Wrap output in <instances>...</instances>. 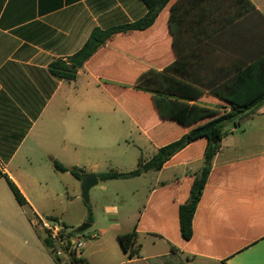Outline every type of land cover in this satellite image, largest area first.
<instances>
[{"label": "crops", "instance_id": "0c3cea01", "mask_svg": "<svg viewBox=\"0 0 264 264\" xmlns=\"http://www.w3.org/2000/svg\"><path fill=\"white\" fill-rule=\"evenodd\" d=\"M251 1L255 5L254 12L241 20L243 28L252 30L247 34L248 43L243 49L226 43L208 47L205 54L211 65L230 66L237 59L264 53V0ZM173 3L162 12L158 29L119 36L106 45L104 51L117 53L145 68L162 70L175 59L172 37L159 28L160 22L166 26ZM148 12L149 7L143 0H0V264H12L18 259V246L2 238L3 228L28 236L32 243L30 250L40 264H58L44 243L47 233L38 223L44 218H55L67 224L63 219L46 214L44 207L31 199L23 184L55 181L61 173L54 169L55 160L69 168L78 167L79 163L68 162L70 145L81 144L85 138L82 98L86 87L98 84L105 89V83L130 86L132 81L128 83L117 75L102 77L88 64L79 70L76 81L69 82L54 76L50 64L77 53L95 28L109 29L133 23ZM138 40L139 44L131 45ZM129 49L131 54L136 52L147 59L134 58ZM165 55L170 57L165 58ZM201 104L206 105L203 101ZM258 112L264 116V105ZM140 130L154 145L155 155L158 146L147 132ZM232 131L235 132L236 127ZM224 140L212 161L195 212L192 239L183 242L180 238V248L172 252L168 240L153 235L157 239L153 247H158L159 242L167 241V244L162 251H145L144 245L139 243V235L140 255L130 258L123 251L128 260L122 264H195L198 258L217 264H264V146H223ZM204 167L205 160L201 156L154 171L157 184L148 188L143 208L155 193L168 189L160 205L177 221L178 209L187 201L194 178ZM5 175L20 188L31 212L17 203ZM93 225L94 221L91 227ZM112 226L115 236L130 232L118 223ZM106 232L101 229L99 236L103 237ZM87 247L85 244L83 249ZM81 251L79 257L97 264L91 255ZM61 259L62 264H72L71 258Z\"/></svg>", "mask_w": 264, "mask_h": 264}, {"label": "trees", "instance_id": "16d2710c", "mask_svg": "<svg viewBox=\"0 0 264 264\" xmlns=\"http://www.w3.org/2000/svg\"><path fill=\"white\" fill-rule=\"evenodd\" d=\"M143 1L149 7V12L143 18L109 29L95 28L77 53L67 60H55L49 66L54 76L69 82L76 81L79 70L88 64L93 70L97 69L102 77L117 75L119 79H127L128 83L132 80L130 86L105 83L104 88L105 90H108V87L122 88L125 90L124 96L129 94L132 96V98L129 96L131 102L133 99L143 101L148 108V111L142 110L136 115L133 113V106L123 107L139 128L147 132L158 146L157 153L149 160L140 158L138 167L133 171L98 173L99 181L133 179L149 171H160L179 161L204 157L205 167L200 175L194 178L187 201L178 209L177 221L160 205L164 192H168L167 189L152 196L150 203L143 208L139 223L132 231L117 234V241L130 258L140 255L138 238L140 233L144 232L142 227L146 220L164 223V227L172 223L179 229L183 242L192 239L195 212L212 161L225 137V124L232 122L235 127L240 126L241 121L251 111L264 105V53L248 55L232 62L230 66L221 67L211 65L209 56L205 54L208 47L222 46L225 43L240 46L241 49L245 47L244 44L248 43L247 34H251L252 30L243 28L241 20L255 10L251 0ZM171 2L174 3L170 6L167 24L165 26L160 22L159 28L172 37L171 46L175 58L172 63L162 70L145 68L117 53L104 51L105 46L119 36L125 37L154 27L158 29L157 22ZM134 43L139 44L140 40L131 42V45H136ZM119 47L124 49L123 45ZM99 52L101 54L97 56ZM131 55L137 59H147L136 52ZM153 57L150 56V59ZM169 57L165 55V58ZM150 61L154 64L153 60ZM109 93L112 96L113 93L110 91ZM201 101L206 105H202ZM170 122L183 127L180 137L168 139ZM198 144L201 146H195ZM53 166L57 172H70L79 181L86 174L85 170L79 167L69 168L56 160ZM4 177L17 203L31 212L29 202L17 184L7 175ZM167 196L173 199L171 194ZM93 221L90 208L87 222ZM64 226L69 228L67 225ZM145 231L159 237L165 236L172 244V252L180 248V239L177 242L169 234L163 232L164 235H160L150 228ZM36 232L40 235L38 229ZM76 233L77 229L74 230V234ZM44 243L50 248L51 242L47 237ZM52 254L55 261L62 264V259L56 257L53 252ZM71 262L91 264L86 258L78 257L76 254H73Z\"/></svg>", "mask_w": 264, "mask_h": 264}, {"label": "rangeland", "instance_id": "374dc122", "mask_svg": "<svg viewBox=\"0 0 264 264\" xmlns=\"http://www.w3.org/2000/svg\"><path fill=\"white\" fill-rule=\"evenodd\" d=\"M107 89H103L98 84L84 89L82 129L85 138L84 142H80L81 144L70 145L68 163H79L77 164L79 168L90 171L94 169V173L130 172L138 167L140 158L149 160L153 157L154 145L137 128L134 119L123 107L133 106V113L136 115L142 110L148 111V108L143 101L133 99L134 101L131 102L132 96L130 94L124 96L125 90L122 88ZM109 91L114 95L110 96ZM258 111L259 109L251 111L241 121L240 126L236 127L235 132L232 131L235 125L227 122L224 126L223 146H264V116H260ZM169 124L168 139L180 137L183 127L173 122ZM55 178V181L29 182L23 185L31 199H36L44 207L46 214L64 220L69 226L67 228L69 232H74L84 223H88L91 208L94 225L83 233H76L84 244H88L86 250L83 249L81 252L86 251L97 264L126 262L128 259L124 257L112 224L118 223L122 229L131 231L139 223L143 206L147 201L148 188L157 184V173L152 171L138 178L99 182L90 190L89 203L82 198L81 181L72 174L59 173ZM162 227L164 223L158 221L144 222L142 227L144 232L140 234L139 243L144 245L145 251H162L167 244L165 240H168L164 236L165 243L159 242L158 247H153L152 244L157 239H154L153 234L145 231L149 228L160 235L163 232L167 233L173 240L179 242L178 228L172 223L170 226ZM101 229L107 230L103 237L99 236ZM2 230L4 231L2 238L8 239L10 243L15 242L18 246V259L12 264H40L36 255L30 250L32 243L28 236L24 233L17 234L16 231L8 228ZM92 235L95 238L92 239ZM195 264L217 263L198 258Z\"/></svg>", "mask_w": 264, "mask_h": 264}, {"label": "built area", "instance_id": "2783aa9c", "mask_svg": "<svg viewBox=\"0 0 264 264\" xmlns=\"http://www.w3.org/2000/svg\"><path fill=\"white\" fill-rule=\"evenodd\" d=\"M47 233L51 242L50 249L58 258H72L73 254L79 257V252L84 248L82 239L57 220L44 218L38 223Z\"/></svg>", "mask_w": 264, "mask_h": 264}, {"label": "water", "instance_id": "95a60500", "mask_svg": "<svg viewBox=\"0 0 264 264\" xmlns=\"http://www.w3.org/2000/svg\"><path fill=\"white\" fill-rule=\"evenodd\" d=\"M99 184V178L96 173L89 172L86 173L81 180V190H82V198L85 202L89 203L90 201V190ZM91 227V223H84L80 227L77 228L78 233H83L88 228Z\"/></svg>", "mask_w": 264, "mask_h": 264}]
</instances>
